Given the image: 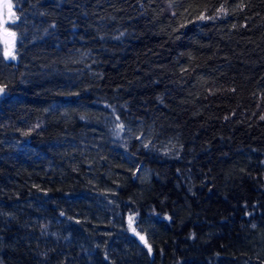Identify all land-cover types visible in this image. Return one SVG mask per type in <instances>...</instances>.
Listing matches in <instances>:
<instances>
[{
  "label": "trees",
  "instance_id": "obj_1",
  "mask_svg": "<svg viewBox=\"0 0 264 264\" xmlns=\"http://www.w3.org/2000/svg\"><path fill=\"white\" fill-rule=\"evenodd\" d=\"M10 1L0 264H264V0Z\"/></svg>",
  "mask_w": 264,
  "mask_h": 264
},
{
  "label": "rangeland",
  "instance_id": "obj_2",
  "mask_svg": "<svg viewBox=\"0 0 264 264\" xmlns=\"http://www.w3.org/2000/svg\"><path fill=\"white\" fill-rule=\"evenodd\" d=\"M9 5H11L10 10H9ZM12 11H13L12 3L10 0H8V2H6V4L3 6V9L0 12V36L3 43V52L5 56L6 53L8 52L11 53L14 52L15 37L7 27V21L12 18L11 17L13 13ZM131 135H135V134H131ZM161 150L163 152H169L171 154L176 153L173 144L162 145Z\"/></svg>",
  "mask_w": 264,
  "mask_h": 264
},
{
  "label": "water",
  "instance_id": "obj_3",
  "mask_svg": "<svg viewBox=\"0 0 264 264\" xmlns=\"http://www.w3.org/2000/svg\"><path fill=\"white\" fill-rule=\"evenodd\" d=\"M6 2H8V0H0V12L1 10L3 9V6L6 4ZM9 10H10V7H9ZM8 53H11V52H8ZM7 56V55H6ZM9 59H11V56H7ZM3 89V88H2ZM4 94V89L3 91H0V97H2ZM139 242L140 244H143L145 242V238L143 240H141V238H139Z\"/></svg>",
  "mask_w": 264,
  "mask_h": 264
},
{
  "label": "snow or ice",
  "instance_id": "obj_4",
  "mask_svg": "<svg viewBox=\"0 0 264 264\" xmlns=\"http://www.w3.org/2000/svg\"><path fill=\"white\" fill-rule=\"evenodd\" d=\"M9 7H11V5H9ZM202 18H203V17H202ZM13 35H15V34L13 33ZM6 55H7V56H11L12 59H15V55H14L13 53H6ZM0 91H3V89L0 88ZM121 127H122V126H121ZM133 231H135V230L133 229ZM140 238H141V240L144 239L143 237H140ZM149 251H151L150 248H149Z\"/></svg>",
  "mask_w": 264,
  "mask_h": 264
}]
</instances>
